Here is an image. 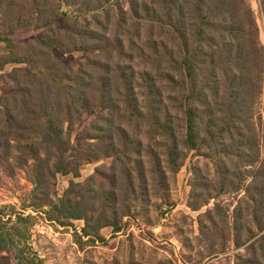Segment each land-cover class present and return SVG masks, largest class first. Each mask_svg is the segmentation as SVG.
<instances>
[{
	"label": "trees",
	"instance_id": "trees-1",
	"mask_svg": "<svg viewBox=\"0 0 264 264\" xmlns=\"http://www.w3.org/2000/svg\"><path fill=\"white\" fill-rule=\"evenodd\" d=\"M30 26L45 31L28 44L9 35ZM1 43L0 69L18 66L0 75V167L33 166L36 190L110 161L90 176L101 194L86 186L76 199L70 187L45 202L51 221L83 219L94 241L104 227L119 232L120 216L153 198L170 205L192 156L189 206L215 201L201 241L245 246L233 264H264V44L250 0H0ZM76 51L86 53L76 64L58 56ZM86 115L73 138L68 126ZM30 216L7 228L14 220L0 214V264H46L18 226Z\"/></svg>",
	"mask_w": 264,
	"mask_h": 264
},
{
	"label": "rangeland",
	"instance_id": "rangeland-1",
	"mask_svg": "<svg viewBox=\"0 0 264 264\" xmlns=\"http://www.w3.org/2000/svg\"><path fill=\"white\" fill-rule=\"evenodd\" d=\"M250 2L264 44V9L261 0H250ZM44 31L30 26L9 35L16 44H28L38 39ZM7 52L6 44L1 43L0 54ZM58 56L66 63L76 64L78 60L85 59L86 53L76 51ZM16 66L18 65L5 66L3 70L0 69V75H9ZM3 88L9 86L0 79V92ZM261 111L264 118V93L261 99ZM94 118L86 115L67 129L75 138ZM193 159L192 156L187 159L176 179L171 182L170 205L153 198V206L150 209L147 210L146 206L138 208L132 218H129V215L120 216L121 231L116 232L113 226L104 227L98 234L101 238L95 241L83 235V228L86 227L83 219H63L62 221L67 225L51 221L49 219L51 209L45 205V202L63 196L70 187L74 189L73 198L76 199L85 198L89 186L94 194H101L99 179L96 178L93 182L90 176L98 169L107 170L105 166L109 165L110 161L106 159L85 163L81 166L79 177H75L72 173H59L57 178L52 180L47 176V185L40 186L36 190L32 175L33 166L20 169L15 163L14 174L0 167V214L5 220L10 217L14 220L17 213L24 216L31 215L18 226L22 234L29 230L31 235L28 242L45 259L46 264H116L117 262L119 264H229V262L233 264L236 257L244 252L245 246L237 249L229 243L227 250L220 252V249H212L208 246L207 240L200 239L199 220L215 201L198 211H194L189 206L192 194ZM72 182L81 185L71 186ZM86 186L87 188L82 189ZM106 187L109 188L107 184ZM221 199L229 202L230 198ZM123 204L119 210L120 214L129 210L126 204ZM9 223L7 228L15 223V220ZM210 223V220L204 221L205 225ZM218 223L221 227L224 225L221 221ZM95 227L96 224L91 222L87 230L97 236ZM80 237L81 243H79ZM216 248H219V245Z\"/></svg>",
	"mask_w": 264,
	"mask_h": 264
}]
</instances>
